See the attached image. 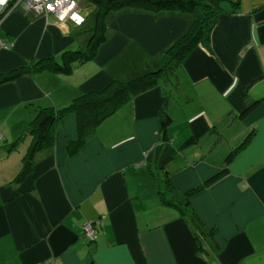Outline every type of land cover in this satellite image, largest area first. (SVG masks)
<instances>
[{
	"label": "crops",
	"instance_id": "1",
	"mask_svg": "<svg viewBox=\"0 0 264 264\" xmlns=\"http://www.w3.org/2000/svg\"><path fill=\"white\" fill-rule=\"evenodd\" d=\"M83 1L88 20L94 6ZM225 8L209 43H199L178 68L177 91L160 83L135 96L75 156L66 150L78 135L76 117L68 115L21 182L26 153L0 154V264H264V0H229ZM192 21L178 11H113L108 41L72 74L23 73L0 84V146L19 138L38 108L67 106L126 78L132 63L158 59ZM82 26L13 1L0 13V77L85 47ZM164 110L172 117L167 142ZM22 142L28 150L30 138ZM167 177L191 192L183 212L157 193L168 195ZM194 213L209 234L200 233ZM98 218L91 243L84 226Z\"/></svg>",
	"mask_w": 264,
	"mask_h": 264
},
{
	"label": "trees",
	"instance_id": "2",
	"mask_svg": "<svg viewBox=\"0 0 264 264\" xmlns=\"http://www.w3.org/2000/svg\"><path fill=\"white\" fill-rule=\"evenodd\" d=\"M94 6L91 15L94 25L90 29L85 49H70L62 53L60 58H43L34 60L26 70L12 72L0 77V84L11 81L23 73L36 74L43 71H53L58 74H72L75 68L88 60L94 59L100 47L108 41L107 17L113 11L124 9H141L151 12L178 11L193 15V21L188 31L176 40L161 56L142 66L132 67L127 79L114 78L105 87L79 94L65 107L54 106L38 108L36 115L28 126V129L14 141L0 146V154H7L17 150L26 138H30V145L23 158V167L16 176L18 182L23 181L33 169V159L37 151L51 147L55 143L53 128L61 123L68 115H74L77 121L78 135L67 143V153L70 156L78 155L86 145L87 141L95 135L98 126L108 117L114 114L123 104L135 96L151 90L160 83L170 85V90L177 91L179 84L177 70L186 59L188 54L199 44L209 43L210 33L217 24L219 17L227 12L225 3L229 0H87ZM258 104L251 103L241 112V117L247 115ZM172 123V117L167 111L160 115L163 141L167 142L168 128ZM232 158L230 155L227 159ZM166 159L162 160V164ZM227 169L209 178L205 184L208 185L223 174ZM168 195L162 190L157 193L168 205L185 211L191 205V192H181L174 188L166 178ZM196 226L203 235L209 234L208 228L197 214L192 215ZM92 243V242H91Z\"/></svg>",
	"mask_w": 264,
	"mask_h": 264
},
{
	"label": "built area",
	"instance_id": "3",
	"mask_svg": "<svg viewBox=\"0 0 264 264\" xmlns=\"http://www.w3.org/2000/svg\"><path fill=\"white\" fill-rule=\"evenodd\" d=\"M14 1L15 5H22L26 12H34L40 15H52L59 22H71L75 26H82L87 21V15L82 8V0H0V13ZM6 47L5 41L0 38V49ZM1 139V137H0ZM101 219L86 222L85 235L90 242H95L99 237ZM38 264H63L58 258H49Z\"/></svg>",
	"mask_w": 264,
	"mask_h": 264
},
{
	"label": "rangeland",
	"instance_id": "4",
	"mask_svg": "<svg viewBox=\"0 0 264 264\" xmlns=\"http://www.w3.org/2000/svg\"><path fill=\"white\" fill-rule=\"evenodd\" d=\"M83 2H87V1H83ZM91 14V13H90ZM90 25H92L91 26V28L93 27V25H94V20H93V17H92V15L91 16H89V18H88V20H87V23L86 24H84L81 28H79V30L77 31V33H78V35H81V37L84 35V33H85V31L86 30H88L87 32H88V34L90 35V29H89V27H90ZM89 37V36H88ZM87 43V42H86ZM86 48V45H85V47H82V48H79L78 47V49H85ZM154 60H156V59H152V60H149V61H144V62H142L141 64H136V63H132L131 65H130V68H129V72H131V70H132V67H134V66H142V65H144L145 63H149V62H151V61H154ZM128 77V76H127ZM127 77L126 78H120V77H118L119 79H127ZM72 80H73V78H71V80H70V83L72 82ZM65 107V106H64ZM26 150H27V146H25L24 144H23V142L20 144V146H19V151L18 152H23L24 154L26 153ZM24 156V155H23ZM84 233H85V231H84ZM86 236V235H85Z\"/></svg>",
	"mask_w": 264,
	"mask_h": 264
}]
</instances>
